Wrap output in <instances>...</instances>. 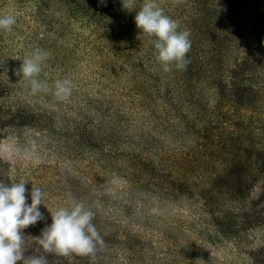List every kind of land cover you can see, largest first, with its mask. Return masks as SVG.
<instances>
[{"label":"rangeland","instance_id":"1","mask_svg":"<svg viewBox=\"0 0 264 264\" xmlns=\"http://www.w3.org/2000/svg\"><path fill=\"white\" fill-rule=\"evenodd\" d=\"M68 1L0 0L17 21L0 29V183L25 182L29 204L33 187L46 193L44 220L23 230L25 257L264 264V0L232 21L218 18L222 0H154L190 32L186 67L167 72L135 23L149 0L129 11L77 0L71 19L59 13ZM55 42L38 76L49 90L33 94L16 72ZM58 79L73 82L69 98L54 95ZM183 164L186 183L176 182ZM73 199L95 213L97 257L45 252L35 239Z\"/></svg>","mask_w":264,"mask_h":264},{"label":"clouds","instance_id":"2","mask_svg":"<svg viewBox=\"0 0 264 264\" xmlns=\"http://www.w3.org/2000/svg\"><path fill=\"white\" fill-rule=\"evenodd\" d=\"M100 3L104 4L105 0H100ZM121 3L123 9L128 11L133 6V0H121ZM16 22L12 14L0 15V29L10 30ZM135 23L143 34L154 37L155 58L165 72L171 71L173 65L177 70L186 67V56L191 49L190 32L179 30V22L164 14L154 0L144 3L137 11ZM48 55L46 50H34L22 59L16 72L21 79L29 81L33 94L49 90V84L38 79ZM53 87L54 95L64 100L71 96L73 82L58 79ZM25 184L0 183V264H18L21 261L23 264H48L44 256L26 258L24 255L23 230L44 220L39 206L44 204L46 196L40 188L33 187L31 203H27ZM50 213L52 223L46 224L41 235L35 238L45 252L89 256L95 253L97 244L103 243L93 223L95 213L82 201L73 199L67 207Z\"/></svg>","mask_w":264,"mask_h":264},{"label":"trees","instance_id":"3","mask_svg":"<svg viewBox=\"0 0 264 264\" xmlns=\"http://www.w3.org/2000/svg\"><path fill=\"white\" fill-rule=\"evenodd\" d=\"M45 0H36V3L37 4H40L41 2H43ZM196 4L197 6H201L200 5V1L196 0ZM244 4V5H242ZM114 5V4H113ZM221 6L222 8L225 10H221L222 11V14L221 11H220V17H218L219 19H221L220 21H222V18L225 20V21H232V20H229L227 17H235L236 15H238V12L240 11L241 9V6L242 7H245V12L243 14H245L246 12H258L257 11V8L255 7L256 6V2L255 0H222L221 2ZM113 7V6H112ZM236 8V10L234 11V9ZM77 10V0H69L67 2V4H65L63 7H61L59 13L62 15V17L66 16V17H69L71 19V14H74ZM97 13L98 10H95ZM236 12V14H233L234 12ZM84 12V11H83ZM87 12V11H86ZM233 12V13H232ZM91 17H93V15L91 14ZM259 22L257 23L258 27H259ZM225 26V25H224ZM261 27V26H260ZM257 28V27H256ZM258 29V28H257ZM256 29V30H257ZM58 43H54V46L53 47H48L49 51H47L48 53L50 52H54L56 53L57 51L56 50V46H57ZM53 53V54H54ZM110 158L111 155H106L105 152H103V155H101V158H99V162L101 163V172L100 173H107L108 170L106 169V166L110 165V161H112ZM184 165V164H183ZM151 166V165H150ZM189 172H190V169L187 168V166H183V167H180V168H177V170L175 171V173L173 174L174 178H175V181L176 182H181V183H186L185 179L188 175H189ZM104 173V174H105ZM171 175V173H169V176ZM144 178V177H143ZM145 181H140V185L139 187L140 188H150L147 190V193H150V192H153V193H158V191H161V190H158V189H155V188H152V187H149V181L145 182L146 184H143ZM162 183V182H161ZM157 185V184H155ZM186 185H182V188H180L179 186H177L178 188V191L181 192L182 190L186 189L185 187ZM163 189V188H162ZM155 190V191H153ZM163 193V191H161ZM164 194V193H163ZM181 194V193H180ZM165 195V194H164ZM170 194L168 193L167 194V197L169 196ZM182 195V194H181ZM95 255V257L98 256V251L96 249L95 253L93 254V256ZM92 264H96V263H92Z\"/></svg>","mask_w":264,"mask_h":264}]
</instances>
